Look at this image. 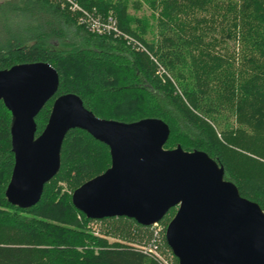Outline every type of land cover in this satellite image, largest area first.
<instances>
[{
  "label": "trees",
  "instance_id": "trees-1",
  "mask_svg": "<svg viewBox=\"0 0 264 264\" xmlns=\"http://www.w3.org/2000/svg\"><path fill=\"white\" fill-rule=\"evenodd\" d=\"M75 1L101 23L112 18V28L90 30L68 3L0 0V70L43 61L58 73L57 92L35 116L36 135L64 93L79 96L99 118H159L170 130L165 149L204 151L264 211V0H151L153 38L147 19L130 14L125 0ZM150 54L180 91L153 75ZM10 118L0 101V264H163L131 243L92 233L86 224L94 219L72 204L73 190L110 165L108 146L84 130L66 133L60 168L35 205L8 203ZM163 245L171 253L165 237Z\"/></svg>",
  "mask_w": 264,
  "mask_h": 264
},
{
  "label": "water",
  "instance_id": "water-1",
  "mask_svg": "<svg viewBox=\"0 0 264 264\" xmlns=\"http://www.w3.org/2000/svg\"><path fill=\"white\" fill-rule=\"evenodd\" d=\"M47 62L0 70V101L9 110L14 163L4 195L29 208L58 172L66 133L78 128L108 146L110 165L71 193L88 219L126 217L150 226L175 212L165 241L177 264H264V211L224 178V167L204 151L165 149L168 125L159 118L121 122L99 118L73 93L53 100L36 135L35 116L57 92Z\"/></svg>",
  "mask_w": 264,
  "mask_h": 264
},
{
  "label": "rangeland",
  "instance_id": "rangeland-1",
  "mask_svg": "<svg viewBox=\"0 0 264 264\" xmlns=\"http://www.w3.org/2000/svg\"><path fill=\"white\" fill-rule=\"evenodd\" d=\"M75 1V0H74ZM127 2L128 11L130 14L137 17H145L148 21V37L154 36L157 30V9L152 7L150 2L151 0H125ZM76 2V1H75ZM77 3V2H76ZM153 38V37H152ZM234 42L229 41V45L232 48ZM224 51V50H223ZM153 65V75L158 79H165L175 85L178 89V85L174 82V78L171 73L165 68V66L157 60V57L154 55H148ZM161 70L162 74L158 75L157 71ZM179 90V89H178ZM180 91V90H179ZM225 115L228 117V121L232 122V116H229L227 113ZM217 131H220V128H217ZM61 186H65L64 183H59ZM170 213V212H169ZM166 216L164 219H166ZM167 220L161 221L158 226H155L153 229H139L137 228L128 218H118L114 219H105V220H90L87 222L86 227L92 233H99L108 238L110 242L119 241L122 243H131L134 247L141 249H149L148 246L150 243V238L154 234V231L157 232L159 243L158 249L156 250L157 255H160L162 258H166L167 262L171 264H177V259L174 256H171L170 253L166 250L163 245L164 242V232ZM132 241V242H129ZM169 263V264H170Z\"/></svg>",
  "mask_w": 264,
  "mask_h": 264
},
{
  "label": "built area",
  "instance_id": "built-area-1",
  "mask_svg": "<svg viewBox=\"0 0 264 264\" xmlns=\"http://www.w3.org/2000/svg\"><path fill=\"white\" fill-rule=\"evenodd\" d=\"M53 1L61 2V4L68 3L69 8L72 11H80L82 13V16L79 18V20L81 22L87 23V25L89 26L90 30H92V31H97L98 33L107 32L110 28H112V25L114 24V20L112 18H108L107 23H103V22L101 23L99 21L98 17H93L92 15H90V14L86 13L85 11H83L74 0H53ZM83 14L86 17H84ZM157 73H158V75L162 74L161 70H159V69H158ZM159 223H160V221L148 226V228L153 229L155 226H158ZM158 240H159V238H158L157 232L154 231V234L151 236V238L149 240L150 243H149L148 246L150 248L149 249L145 248V249H142V250L144 252H146V253L151 254L155 258H158L159 260H161L163 262V264H169L170 262H167L166 258H162V257H160V255H157L156 250L158 249V245L159 246L161 245V242L159 243ZM170 255L173 256L172 253H170Z\"/></svg>",
  "mask_w": 264,
  "mask_h": 264
}]
</instances>
